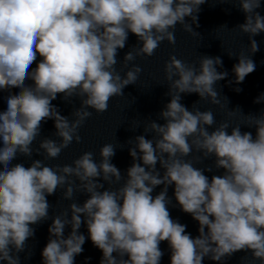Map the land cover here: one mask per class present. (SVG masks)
I'll return each instance as SVG.
<instances>
[{
	"label": "clouds",
	"instance_id": "obj_1",
	"mask_svg": "<svg viewBox=\"0 0 264 264\" xmlns=\"http://www.w3.org/2000/svg\"><path fill=\"white\" fill-rule=\"evenodd\" d=\"M205 2L0 0V91L9 92L7 108L0 111V262L20 264L18 254L35 234L31 225L49 218L47 196L63 189V199L72 200L77 191L89 198L82 205L71 203L53 218L41 253L43 264H75L86 242L79 232L82 223L102 252L100 264H160L163 241L171 250V264H202L206 257L222 264L238 251H250L254 261L264 264V111L256 116L244 115L240 108L228 110L229 116L239 110L247 117L243 126L255 128L253 136L242 132V125L232 126L227 120L217 124L211 109L190 111L180 102L181 94L196 93L201 100L220 104L215 85L228 76L226 70L218 71L223 67L220 57L200 56L198 64H189L171 55L165 62L166 95L171 97L159 113L165 123L149 121L144 127L145 133L155 134L152 139L139 135L127 141L133 145L129 154L134 162L126 178L111 163L116 150L111 143L100 147L99 162L92 152H84L71 165L48 166L42 160H33L28 167L13 164L19 155L32 156L31 145L49 119L55 122L59 142L41 140L37 154L55 159L74 141L80 143L79 129L93 114L89 109L106 112L113 97L123 96L126 86L136 84L142 68L129 64L137 56L152 57L164 41L175 45L178 24L199 34L193 24L199 27L198 13ZM220 2L238 5L245 14L244 23L236 28L248 35L249 51L255 54L259 45L253 37L264 32V16L256 11L261 0ZM129 33L136 35L139 47L125 54L127 71L121 75L117 55ZM238 61L232 69L236 84L256 70L250 55L241 53ZM14 88L19 92L12 93ZM58 95L68 102L80 99L73 120L52 103ZM262 102L264 93L254 100ZM213 156L215 168L224 172L210 181L205 169L194 164ZM101 177L109 185L103 191L104 184L97 179ZM160 185L163 189L153 196ZM171 185L182 211L199 223L196 238L170 215ZM68 225L71 232L65 237Z\"/></svg>",
	"mask_w": 264,
	"mask_h": 264
}]
</instances>
